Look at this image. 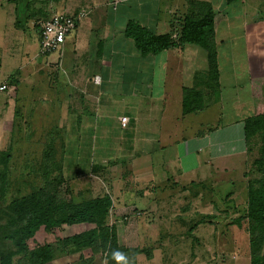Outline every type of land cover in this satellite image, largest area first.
I'll return each mask as SVG.
<instances>
[{"label":"crops","instance_id":"1","mask_svg":"<svg viewBox=\"0 0 264 264\" xmlns=\"http://www.w3.org/2000/svg\"><path fill=\"white\" fill-rule=\"evenodd\" d=\"M28 1L30 10L24 13L23 20L19 18L15 0H0V85L7 86L0 91V111L5 108L6 112L9 97L28 81L26 75L35 72L34 63L37 65L36 60L40 59L36 53L27 59L31 51L23 33L32 26L22 28L18 22L29 26L55 13L71 15L77 14L80 8L87 9V16L66 37L59 56L60 59L65 56L64 65L47 59L46 67L66 76L65 83H68L65 88L68 96L64 94L60 100L63 105L57 126L63 135L61 175L74 203L109 196L111 207L105 226L114 234L112 253L89 248L61 250L47 264H124L113 255L115 252L125 254L130 264H206V256L210 264H218L216 257L222 251L215 248L214 239L208 244L202 240L197 242L196 253H189L184 260V255L177 254L178 245L186 248L185 245L190 246L196 239L181 237L174 242L161 237V232L171 225L179 232L186 229L181 226L186 224L183 234L189 238L206 222L207 216L193 224L183 216L175 219L180 216L173 213L178 209V195L186 193L187 199H203L204 183L217 185L220 174L226 175L222 164L247 153L244 121L255 115L258 99L262 97L253 95L250 76L255 61L264 65V10L258 5L261 0H241L234 4L238 9L226 5L225 0H118L116 4L113 0L106 3L86 0L84 5L80 2L70 10L40 0ZM33 1L36 5L31 6ZM206 5L215 11L213 48L218 70L215 92L204 84L208 71L205 49L185 44L157 55L141 56L131 40L124 37L127 21L134 20L156 35L170 34L175 39L183 20L198 16L201 7ZM101 10L105 14L97 15ZM7 29L20 34L10 37ZM7 37L12 40L8 41ZM22 42L26 45H16ZM229 46H242V49L224 52ZM84 54H87L84 61L73 58ZM231 55L245 56L246 66L232 61L228 58ZM222 56H226L223 64H237L234 69L230 65L228 74L221 67L219 57ZM199 60H205L206 66L199 67ZM228 75L229 80H224ZM223 80L229 88L225 90L228 107L222 106ZM111 98L115 100L109 101ZM185 101L189 102L186 110ZM110 104L117 105L113 115ZM222 111H229L228 122L216 121ZM123 116L128 118L124 128L119 120ZM109 118L122 135L117 145L108 147L105 138L106 144L99 156L91 152L84 158V169L77 162L65 163L69 135L80 129L93 130L96 134L101 128L102 135L107 137L109 126L104 120ZM184 197L182 200H187ZM164 215L170 216L167 228H162ZM93 227L67 226L75 232L64 238ZM56 233L59 234L58 230ZM172 245L173 250L164 254L161 247ZM207 247L212 249L207 252ZM229 259L228 264H239L236 254Z\"/></svg>","mask_w":264,"mask_h":264},{"label":"rangeland","instance_id":"2","mask_svg":"<svg viewBox=\"0 0 264 264\" xmlns=\"http://www.w3.org/2000/svg\"><path fill=\"white\" fill-rule=\"evenodd\" d=\"M85 1L86 0H40L39 2H48L55 6H66V8L70 10V7L77 5L80 2L84 5ZM99 1L102 3L107 2L106 0ZM35 2L36 1H33L31 6L36 5L34 4ZM258 5L264 10V0L259 1ZM233 8L238 9V5H234ZM62 11L63 10H60L59 12ZM103 14H105L103 11L97 13V15ZM19 23L28 28L33 26L34 21L29 24V26H26L25 22ZM6 34L10 37H17V34H20V32L13 29H7ZM23 34V38H27V41L25 42L27 48L31 51V54L29 53L27 59L29 60L31 58L32 53H36L38 56L37 58L40 59L36 60L38 64L36 65L34 63L33 66L38 73H36L35 70V72L31 71L30 75H26L28 81L25 84L20 85L17 92L10 96L11 98L9 97V108L6 112L4 110L5 108L0 111V158L4 156L3 154L9 155L6 167L0 163V226L5 223L6 220L2 210L5 209L11 201L23 196H28L37 189L44 188V185H56L60 176L58 167L61 163V157H63V135L57 130V126L60 123V109L61 105H63L60 100L63 98L64 94L68 96V94L65 93V88L68 87V83H65L67 82V77L59 75L57 71H53L46 67V61L47 59L56 60L60 65H64L65 56L64 59H60L57 54H54L56 56H52L53 54L45 56L40 55L36 31L33 28L29 30L27 29ZM10 37H7L8 41L12 40ZM26 44H23L22 42V44L17 43L16 45L25 46ZM241 47L231 46L230 49H224V52L240 50L242 49ZM73 58L78 59L77 62H81L87 58V54L82 55V57ZM225 58L226 56H222L219 57V60L221 67H225L227 70V74L229 73L228 70H230V65L233 66V69L237 64L242 67L246 66V62L244 61L245 56H237L236 58H234L233 55L228 56L232 61L237 60L236 65L230 62L223 64L222 61H224ZM242 60L243 62L239 63ZM201 61L202 60H199L197 65L199 67L203 65L206 66L205 60ZM263 67L264 65L262 62L259 64L255 61L253 64V75H250L251 78L253 76L264 77L262 71ZM5 70L8 71V68L6 67ZM199 70L202 71L201 68H199ZM245 73L246 70H244V75ZM205 78L208 87H211L212 91H214V81L210 78L208 80L207 77ZM225 79L229 80V75L226 76L224 80ZM224 80V97L222 98V106L228 107V103L225 101V92L228 91L225 90H229V88H226L227 83ZM261 88L263 93L261 95L263 96L258 99L254 113L255 115L259 114L258 110H260L261 113H264V81ZM111 99L109 101L113 102V100H115V98ZM110 106L111 108H109V110L111 115H113V111L117 105L110 104ZM175 110L177 111V109L174 108L172 111L173 114H175ZM230 119L231 116L228 111L223 112L216 121L224 123L228 122ZM101 121L102 120L100 119L98 123L100 124ZM104 121L109 126L106 134L107 137L103 136L104 134L101 133V128L96 130V134L93 130L80 129V131L75 130V134L69 135L70 138L67 142L65 163L69 165L71 162H77L79 167L84 169V158L89 157L91 152L97 157L101 154L100 150L104 147L106 142H108V147L117 145L119 138L122 136L120 130L114 127V123L110 118L109 120L105 119ZM95 123H97L96 120ZM105 138L107 139L106 142ZM250 138L252 139L249 143L250 151L248 153L243 154L233 162H225L222 164V168L226 172V175H223L224 173L220 174L222 176L221 178L219 177L220 179L217 185L208 181L204 183L206 195L203 199H189L190 197L187 199L184 197L186 196V193L178 195V209H176L175 212H172L174 214L178 213L180 216L175 217V219L182 218L183 216L189 221L188 223L193 224L197 220L199 221L202 216H207L206 222L201 224L200 227H197L194 232L191 233L189 238L183 234L187 229V226L185 227L186 224L181 225L186 229L179 232L173 230L172 225L170 226L171 228L164 229L163 232L160 231L161 237H167V239L174 240V242L176 241V238L180 239L181 237H184L185 240H190L191 238L196 239V242L190 240L191 244L190 246L185 245L187 246L186 248L178 245L177 250L179 249V252L177 254L184 255V260L187 259L186 257L189 253H196L197 248L195 246L197 242L202 240L208 244L210 239H214L217 241L215 248L222 251L221 256L216 257V259H218L216 262H219L218 264H228L230 255L234 254L237 255L239 264H249L250 237L247 231L249 223L246 219L244 220L243 217L247 200V187L253 183L255 185V181L264 177V163L262 162V160L264 161V156L261 154L260 150L264 145V133L262 137L255 134ZM245 143L247 148V142ZM110 153L111 152H109V154ZM56 186H58L57 194L64 193L68 198V192L66 191L65 185L59 184ZM176 190L178 189L176 188L175 191ZM213 193L217 196H212ZM183 197L187 200H182ZM212 205H214V210L212 209ZM185 206H187V209H183L184 211H182V208ZM162 217H165L163 220L164 223H162V228H167V223L169 222V219L167 218L170 216L164 215ZM239 220L240 222L238 224L237 222ZM160 221H162V218ZM198 228L200 229L198 230ZM58 232L59 234L49 233L46 235L41 231L38 233V236H40L39 241L41 243H46L47 241L50 242V244H53L56 238H64L69 235V233L75 231L64 227ZM44 239H46V241H43ZM6 244L9 248L12 247L9 242ZM188 246L190 249L186 250ZM263 247L264 242L262 244V248ZM146 248H149V245H147ZM161 248L163 249L162 251L164 254H168L167 252L173 250V245L163 246ZM210 249L212 248L207 247V252ZM56 252L59 253L58 251ZM101 253H103L102 250ZM205 259L206 264H210L209 257L206 256ZM22 260L23 259L17 257L14 264H24L22 263Z\"/></svg>","mask_w":264,"mask_h":264},{"label":"trees","instance_id":"3","mask_svg":"<svg viewBox=\"0 0 264 264\" xmlns=\"http://www.w3.org/2000/svg\"><path fill=\"white\" fill-rule=\"evenodd\" d=\"M15 2L18 15L21 16L19 18L24 20V13L30 10L28 9L30 2L28 0H15ZM240 2L241 0H225L226 5H234ZM214 17L215 11L210 6L201 7L198 16L186 17L183 20L175 39L170 34L156 35L138 22L128 20L124 28V37L131 40L133 47L141 56L157 55L168 49L182 47L185 44H193L205 49L208 52L206 77L207 80L212 79L216 85L218 70L216 53L213 48ZM37 22L39 21L34 22L32 28L36 31L39 42ZM262 78L264 77L253 76L251 78L254 96H263L261 95V87L264 81ZM204 80L206 88H209L206 78ZM183 106L185 110L188 109L189 102L185 101ZM258 113L244 121V136L248 145L247 153L250 151L249 143L252 139L250 137L255 134L262 137L264 133V113H261L260 110ZM260 150L264 156V145ZM3 155L0 158V163L6 167L9 155ZM262 162L264 163L263 160ZM61 167L62 164L60 163L58 167L60 176L56 185H65L68 198L64 193L57 194L58 186L44 185V188H39L28 196L11 201L2 210L6 220L0 226V264H14L17 257L23 259L22 263L24 264H47L53 259L56 251L61 252V250L75 251L89 248L97 252L102 250L112 253L114 234L105 226V220L111 207L109 196L103 195L74 203L69 187L61 175ZM255 182V185L253 183L247 187L243 218L249 223L247 229L250 237L249 264H264V247L262 248L264 242V177ZM240 220L237 222L238 224ZM84 224L94 227L87 232L57 239L53 244L48 243L46 239L43 240L46 243L39 241L38 233L41 231L48 235L49 233H56L62 227ZM7 242L12 247L9 248Z\"/></svg>","mask_w":264,"mask_h":264},{"label":"built area","instance_id":"4","mask_svg":"<svg viewBox=\"0 0 264 264\" xmlns=\"http://www.w3.org/2000/svg\"><path fill=\"white\" fill-rule=\"evenodd\" d=\"M113 2L116 4L118 0H113ZM87 14L88 11L85 9L72 15L55 13L46 20L37 22L39 26V54L43 56L62 55L66 37L76 29L80 20L85 18ZM6 89V84L0 85V91ZM119 120L121 127H126L128 118L121 117Z\"/></svg>","mask_w":264,"mask_h":264},{"label":"clouds","instance_id":"5","mask_svg":"<svg viewBox=\"0 0 264 264\" xmlns=\"http://www.w3.org/2000/svg\"><path fill=\"white\" fill-rule=\"evenodd\" d=\"M113 255L120 261H123L124 264H130V262L128 261L127 257L125 256V254L121 253V252H115L113 253Z\"/></svg>","mask_w":264,"mask_h":264}]
</instances>
